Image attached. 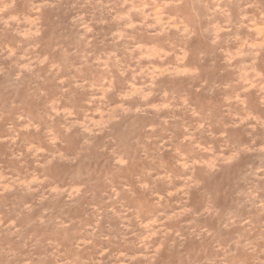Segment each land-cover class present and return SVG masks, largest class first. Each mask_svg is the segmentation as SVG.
<instances>
[{"label":"rangeland","instance_id":"1","mask_svg":"<svg viewBox=\"0 0 264 264\" xmlns=\"http://www.w3.org/2000/svg\"><path fill=\"white\" fill-rule=\"evenodd\" d=\"M0 264H264V0H0Z\"/></svg>","mask_w":264,"mask_h":264}]
</instances>
